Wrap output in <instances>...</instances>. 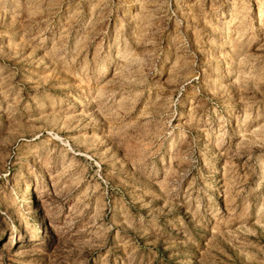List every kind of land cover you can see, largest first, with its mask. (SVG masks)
<instances>
[{
	"label": "rangeland",
	"instance_id": "374dc122",
	"mask_svg": "<svg viewBox=\"0 0 264 264\" xmlns=\"http://www.w3.org/2000/svg\"><path fill=\"white\" fill-rule=\"evenodd\" d=\"M0 264H264V0H0Z\"/></svg>",
	"mask_w": 264,
	"mask_h": 264
}]
</instances>
